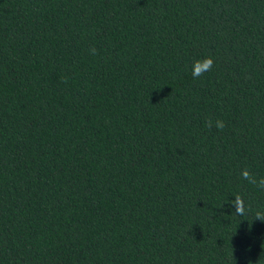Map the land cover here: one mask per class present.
Here are the masks:
<instances>
[{
	"label": "trees",
	"instance_id": "16d2710c",
	"mask_svg": "<svg viewBox=\"0 0 264 264\" xmlns=\"http://www.w3.org/2000/svg\"><path fill=\"white\" fill-rule=\"evenodd\" d=\"M242 169L264 0H0V264H264Z\"/></svg>",
	"mask_w": 264,
	"mask_h": 264
},
{
	"label": "clouds",
	"instance_id": "9594fccd",
	"mask_svg": "<svg viewBox=\"0 0 264 264\" xmlns=\"http://www.w3.org/2000/svg\"><path fill=\"white\" fill-rule=\"evenodd\" d=\"M89 51L93 55L96 54V49L94 47L90 48ZM213 63L214 61L210 56L194 60L191 67L192 76L194 78H199L200 76L204 75L205 72L211 70ZM205 123L207 127H213V121L211 119H208ZM214 126L218 130H222L225 127V122L223 120L217 119L214 123ZM241 176L244 180L256 185L259 189L264 191V177H261L259 180H257L247 169L241 170ZM230 203L234 206V212L237 216H245L247 214L248 209H246L245 202L240 195H236L234 199L230 201ZM254 218L264 222V211H256Z\"/></svg>",
	"mask_w": 264,
	"mask_h": 264
}]
</instances>
